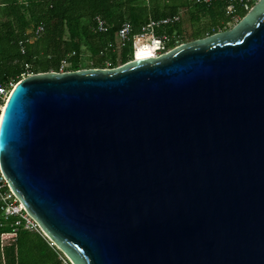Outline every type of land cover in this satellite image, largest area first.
Listing matches in <instances>:
<instances>
[{"label": "water", "instance_id": "1", "mask_svg": "<svg viewBox=\"0 0 264 264\" xmlns=\"http://www.w3.org/2000/svg\"><path fill=\"white\" fill-rule=\"evenodd\" d=\"M0 171L70 264H264V0L167 55L23 78Z\"/></svg>", "mask_w": 264, "mask_h": 264}, {"label": "trees", "instance_id": "2", "mask_svg": "<svg viewBox=\"0 0 264 264\" xmlns=\"http://www.w3.org/2000/svg\"><path fill=\"white\" fill-rule=\"evenodd\" d=\"M193 9L202 19L196 20L200 29L190 34L193 40L228 30L235 24L225 15V5H193L188 0H0V83L17 84L23 77L39 73H57L62 59L71 52L66 71L116 68L133 60L131 44L119 50L108 49L116 44V31L123 22L132 26V35L139 32L150 19L160 20L178 14L180 8ZM243 18L246 12H239ZM102 18L109 29L94 33L92 21ZM43 25V34L36 38L35 28ZM182 22L157 30L158 34H182ZM21 43V44H20ZM175 45L168 42L167 48ZM21 49L24 53L21 54ZM139 58L148 57L138 51ZM154 55V54H153ZM87 56V62L83 61ZM91 61V63H90ZM29 69L26 70L25 66ZM19 218H3L0 209V235L17 228L13 241L0 244V264H70L59 258L62 252L48 245L39 233L27 231ZM9 238V237H8Z\"/></svg>", "mask_w": 264, "mask_h": 264}, {"label": "built area", "instance_id": "3", "mask_svg": "<svg viewBox=\"0 0 264 264\" xmlns=\"http://www.w3.org/2000/svg\"><path fill=\"white\" fill-rule=\"evenodd\" d=\"M193 5H212L216 2L223 3L225 5V15L230 18L232 23H238L242 18L239 12H248L257 0H188ZM246 15V14H245ZM181 21V13L167 16L166 18L160 20L150 19L147 23L142 25L139 29V32L135 35H132V26L129 22H123L116 31V44H109L108 49L110 50H119L126 47L128 44L132 45L134 49L133 59H136V53L140 50H148L149 48L154 49L153 53L156 57L161 56L167 48L168 42L172 41L173 44H177L179 41V36L176 31H173L171 34L161 33L158 34L157 30L162 27H167V25H174ZM234 24V25H235ZM109 29V25L99 16H95L92 21V31L94 33H105ZM44 31L43 25H38L33 35L36 38H39ZM221 32V31H218ZM21 44V43H20ZM24 53V50L21 49V54ZM75 56V52L68 53L64 59L61 60L58 72L65 73L67 68L70 66V60ZM111 67L109 61L106 62V69ZM25 69L28 70L29 67L26 65ZM28 76V75H27ZM25 78V77H23ZM15 84L11 82L7 84L0 83V107L4 104L5 100L11 93V90L14 88ZM0 209L3 214V218L6 220L11 217L19 218L16 222V226L20 225V222H23V228L27 231H34L41 234L48 242L50 247H57L51 242L41 231L39 225L34 219H32L27 212H25L24 206L16 198L12 190L8 187L7 181L0 171ZM17 228H14L9 234L0 235V244H4L8 241H13L16 237ZM9 237V238H8ZM61 260L65 262L64 256H59Z\"/></svg>", "mask_w": 264, "mask_h": 264}, {"label": "rangeland", "instance_id": "4", "mask_svg": "<svg viewBox=\"0 0 264 264\" xmlns=\"http://www.w3.org/2000/svg\"><path fill=\"white\" fill-rule=\"evenodd\" d=\"M179 13H181V21L180 22H182V25H181L182 34L179 36V40H178L179 42L177 44H175L174 47H172V48L170 47V48L166 49V51L162 55H167L168 52H170V50H173L174 48H176V46L180 45L181 43L191 42L193 39L190 38V36H191L190 34H192V32H196L197 30L200 29V27H199L200 24L196 20L197 19L198 20L200 19V21L204 20L198 14H196V13L193 14V9H191V8L189 11H187V9L185 7L180 8ZM231 25L232 24L227 26V28L231 29L234 26L233 25L230 28ZM223 31H225V30H223ZM141 51H142V54H146L148 57H156L155 54L153 53L154 49H152V48L148 47V50L141 49ZM153 54H154V56H153ZM139 56L140 55H138V52H137L136 53V59H139ZM87 58H88L87 56H84L83 61L87 62L88 61ZM90 63H91V61H90ZM88 69H92V68H87L86 70H88ZM82 70H84V69H82ZM49 73H51V72H49ZM39 74H41V73H39Z\"/></svg>", "mask_w": 264, "mask_h": 264}, {"label": "bare ground", "instance_id": "5", "mask_svg": "<svg viewBox=\"0 0 264 264\" xmlns=\"http://www.w3.org/2000/svg\"><path fill=\"white\" fill-rule=\"evenodd\" d=\"M153 56H154V55H153ZM148 58H155V57H145V58H139V59H148ZM6 100H7V99H6ZM6 100H5V102H6ZM5 102H4V104H2L1 107H0V120H1L2 112H3V110H4Z\"/></svg>", "mask_w": 264, "mask_h": 264}]
</instances>
